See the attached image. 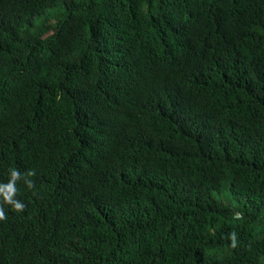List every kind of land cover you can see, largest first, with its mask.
<instances>
[{"label":"trees","instance_id":"trees-1","mask_svg":"<svg viewBox=\"0 0 264 264\" xmlns=\"http://www.w3.org/2000/svg\"><path fill=\"white\" fill-rule=\"evenodd\" d=\"M0 205V264H264V0H0Z\"/></svg>","mask_w":264,"mask_h":264},{"label":"clouds","instance_id":"clouds-1","mask_svg":"<svg viewBox=\"0 0 264 264\" xmlns=\"http://www.w3.org/2000/svg\"><path fill=\"white\" fill-rule=\"evenodd\" d=\"M9 172L12 174L13 176V179L9 181L8 185L6 186L7 187V191L3 193V203H7V204H10L13 209L15 211H23L26 207V205L19 201V200H16L14 199V196H16V193H17V189H16V186H15V177L18 175V170L16 169H10ZM27 176L29 177H32V176H35L36 173L34 170H28L26 173H25ZM25 184L28 186V188H34V181L32 180H29V181H26ZM6 215L3 211V207L2 205H0V220H4L6 219ZM236 218H240V215L237 214ZM230 240H231V246L233 248H235L237 246V241H236V234L233 232V233H230L229 234V237H228Z\"/></svg>","mask_w":264,"mask_h":264},{"label":"rangeland","instance_id":"rangeland-1","mask_svg":"<svg viewBox=\"0 0 264 264\" xmlns=\"http://www.w3.org/2000/svg\"><path fill=\"white\" fill-rule=\"evenodd\" d=\"M225 193H228L227 191H225ZM233 201V203H236L237 201L236 200H232Z\"/></svg>","mask_w":264,"mask_h":264}]
</instances>
